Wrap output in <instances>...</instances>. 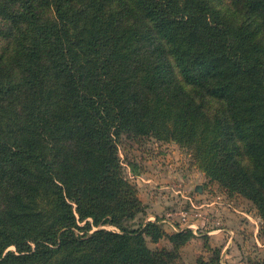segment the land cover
Here are the masks:
<instances>
[{
  "label": "trees",
  "instance_id": "obj_1",
  "mask_svg": "<svg viewBox=\"0 0 264 264\" xmlns=\"http://www.w3.org/2000/svg\"><path fill=\"white\" fill-rule=\"evenodd\" d=\"M123 134L190 148L264 235V0H0V264H179L191 233L124 226Z\"/></svg>",
  "mask_w": 264,
  "mask_h": 264
},
{
  "label": "rangeland",
  "instance_id": "obj_2",
  "mask_svg": "<svg viewBox=\"0 0 264 264\" xmlns=\"http://www.w3.org/2000/svg\"><path fill=\"white\" fill-rule=\"evenodd\" d=\"M118 150L124 175L136 186L143 207L134 221L124 224L128 230L156 223L168 236L191 233L179 264H264V235L255 206L245 197H230L201 173L190 148L153 138L136 142L123 134ZM215 231L221 233L208 235ZM227 238L233 243L226 247ZM145 240L153 251L172 247L167 238L158 244L147 236Z\"/></svg>",
  "mask_w": 264,
  "mask_h": 264
},
{
  "label": "crops",
  "instance_id": "obj_3",
  "mask_svg": "<svg viewBox=\"0 0 264 264\" xmlns=\"http://www.w3.org/2000/svg\"><path fill=\"white\" fill-rule=\"evenodd\" d=\"M226 231H229V230H225L224 232L222 233H225ZM221 233V231H215V232H211L209 233L208 235H212L211 237H214V236H217ZM229 234L231 233V230L228 232ZM229 236V235H228ZM213 242V241H212ZM224 244H226V247L229 246L230 244L233 243V240H231L230 238H227L224 242ZM228 258H230V256H228ZM235 264H238L237 262Z\"/></svg>",
  "mask_w": 264,
  "mask_h": 264
},
{
  "label": "water",
  "instance_id": "obj_4",
  "mask_svg": "<svg viewBox=\"0 0 264 264\" xmlns=\"http://www.w3.org/2000/svg\"><path fill=\"white\" fill-rule=\"evenodd\" d=\"M199 189V188H198Z\"/></svg>",
  "mask_w": 264,
  "mask_h": 264
}]
</instances>
